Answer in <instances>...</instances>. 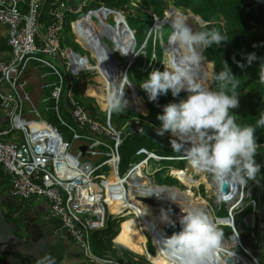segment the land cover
Segmentation results:
<instances>
[{
    "label": "built area",
    "instance_id": "obj_1",
    "mask_svg": "<svg viewBox=\"0 0 264 264\" xmlns=\"http://www.w3.org/2000/svg\"><path fill=\"white\" fill-rule=\"evenodd\" d=\"M87 1L76 4L77 0H0V24L6 28L5 40L9 48L7 56L0 58V109L7 121L6 126L0 128V168L10 177L9 194L12 197L26 204L34 198L42 197L45 200L47 215L59 221L60 227L81 249L84 260L89 264H130L128 260L115 258L111 254L94 253L91 233L104 228L110 216H124L131 211L129 207H122L120 213L114 212L110 204L121 206L124 201H131V191L138 199L140 191L158 186L148 177L164 176L165 165L160 166L161 162L182 160L186 156L166 157L141 146L134 154L137 161H129L127 170L120 174L122 130L111 123V110L107 106L104 108V120L100 115H92L80 98L74 95L71 76H68V86L63 94L64 80L56 62L60 63L67 75L93 68L87 57L82 64L73 51L71 54L64 51L60 36L66 15L84 12ZM106 9L88 10L84 16L72 21L70 26L77 37L83 34L86 26L80 21L85 17L92 20L94 16L97 24H100L103 19L106 20L103 14ZM86 27L83 44L91 52L92 49L101 48L99 36L103 38L106 35L96 34L89 24ZM31 61L48 68L57 77V81L43 84L49 88L46 100L49 101L53 117L72 133L74 140L82 141L76 154L69 151L70 142L50 122L32 117V114H40L27 91L25 73ZM33 68L37 69L35 65ZM42 77L45 78L46 73ZM62 96L72 123L65 121L60 114L59 101ZM133 125L137 131L144 126L139 120L134 121ZM150 160L158 164L152 170H149ZM110 170L113 173L107 174ZM229 189L232 193L228 195L233 194L237 203L232 204L229 210L224 205L228 212L226 225L231 226L238 237L235 214L241 209L236 211V208L247 199L245 203L251 204L254 210L251 214L253 227L258 217L259 231L264 234V204L261 201L264 187L255 188L249 184L248 187L229 186ZM252 193L255 198H252ZM218 194L222 195L221 191ZM225 201L229 202L228 199ZM217 219L215 217V221ZM238 243L249 261L260 264L247 246Z\"/></svg>",
    "mask_w": 264,
    "mask_h": 264
},
{
    "label": "trees",
    "instance_id": "obj_2",
    "mask_svg": "<svg viewBox=\"0 0 264 264\" xmlns=\"http://www.w3.org/2000/svg\"><path fill=\"white\" fill-rule=\"evenodd\" d=\"M172 7H174L177 11L182 9L189 10L192 14L199 17L198 20L200 22L207 21L209 28H217L225 35V41L221 42L220 45L212 44L210 46L204 47L203 54L205 60L207 62L213 63L212 78L219 71L225 70L224 61L227 62L232 73L237 76V80L239 81L238 87L235 89V92L239 95V106L235 109H232L230 114L234 115L236 122L241 125H256V122L260 116L264 115V80L261 79L260 75L261 64H264V0H88L83 8L84 12H87L91 9L110 8V12L105 11L103 14L104 18L111 15L114 20L112 27L113 34H110L109 37L113 43L115 40L120 42L118 48L115 51L120 52L124 58L130 60L135 49H138V54L136 55L132 64L129 66L127 74L128 79L136 88L137 95L142 100H144L148 109V115L142 116L137 112L139 117H131V121L128 126H130L134 121L139 120V122L143 125L149 124L153 129L158 128L160 122L156 119V117L157 114L162 112V106L170 102L178 103L181 99L188 95L187 92L181 91L177 97H173L169 91L167 95H161L158 97L157 101L153 102L148 100L146 92L140 87V82L146 79L148 74L153 69H159L161 71L165 69V49L163 44L167 43V38H169L172 32V28L169 22H163L168 25L170 30V32L167 34L166 40H163L161 33H159V35L154 33L155 29L153 26L155 20H163V18L166 16L168 8L170 9ZM119 9L123 10L124 13L120 14L118 12ZM67 15L70 17H75V19H77L76 16H78V14L71 13H68ZM67 17L65 18L64 27L67 26L71 29L70 24L75 19L69 21L68 24H66ZM90 21V25L96 30V34L100 33L101 35H107L108 31L105 29L102 31L98 29L99 26H102L101 24H95L92 20ZM114 22L121 23L123 27H119L117 30ZM82 32L83 34H86L87 29L83 30ZM62 38L63 37L61 36V40ZM2 44L3 47H1L0 50H6V44L4 42ZM251 52H255L258 59L253 61L251 65H248L246 63L245 56L247 53ZM76 58L77 60H80L77 55ZM83 61L84 60H80L81 63H83ZM237 61L244 63L245 67L240 68L237 64ZM111 62L112 65L110 68L114 70L112 76H114L115 79H118L121 74L123 75V67L114 56L111 58ZM90 71L91 70H83L77 73V84L74 86V95L80 98L85 108H87L92 114H96L94 104L91 102V98L85 96L83 97V92L86 85V77L85 79H82V77L85 75L90 76ZM103 71L106 72V69H101L102 74ZM110 78L112 77L108 74V79L110 80ZM103 79L106 81L105 78ZM213 85L214 89H217L222 87V82L214 81L213 79ZM230 88L231 86L229 85L228 89L225 90H229ZM229 94H231V92ZM138 96L133 94L132 87L130 86L129 97H132L134 100V106L132 109L144 114L146 113V108L143 104V101L138 98ZM124 98L126 100L128 99L125 97V92ZM129 110L130 109H128V111ZM133 110H130V112H136ZM254 134L258 143V149L254 159L257 163L261 164L262 167L255 180H249L246 185L248 187L249 184H252L256 188L257 186L264 187V127H257V130ZM165 135L168 137V142L165 144L166 146H160L164 153L161 155L166 157L185 156L184 151L172 150L174 148L170 143L171 137L169 136V133H165ZM120 137L122 139V143L119 146V152L121 155L120 171L124 173L127 170L129 161H131V158L134 156V150L144 145L141 140H139L142 135L138 134L137 132H131L128 130V128L121 132ZM176 160L183 161L178 159L164 161L174 162ZM166 167L167 165H165L164 172L165 180L162 177L164 181L163 184L170 186L173 185V181L178 183L179 181L172 177L170 169L182 170V168ZM4 174L5 172L2 170V168H0L1 179ZM7 187L8 189L4 191L9 193V185ZM252 198H255L254 193H252ZM261 201L262 204H264V193L262 195ZM19 202L26 205V203L22 201ZM245 202H247V199ZM9 209L11 210L10 213L7 214L6 220L8 222L14 223L15 226H18L22 222L21 216L18 215L15 218L12 216L13 213L19 209V207L10 206ZM217 210L218 212L225 211L226 214L222 217L228 216L225 206L221 205L216 209V211ZM253 212L254 210L252 205L244 203L241 211L235 214L236 231H240L239 226L241 225V227H243V219ZM123 219V216H110L107 219L104 228L95 230L91 233V244L94 253L98 255H105L109 253L118 259H121L119 258L121 256L124 257L125 254L131 255V252L128 251L127 248L114 244L112 240V238L116 237L117 235V229H121V220ZM52 220L55 222L57 227H60L58 220H55V218H52ZM256 220L260 226L258 217ZM256 226L257 222L255 227ZM222 227L229 229V233H226L230 237L229 239H235V231L231 226L221 225V228ZM244 230L247 231V233H250V230L252 229L247 227L244 228ZM223 235H225V233H223ZM146 245L148 250L151 249V251H149L154 253L155 245L152 244V240L149 236L147 237ZM119 248H123L124 251L120 250ZM239 251H241V249H239ZM5 255H8V252H5L3 256L0 257V264H6V261L3 259ZM212 255V258H208V264H221L223 262L222 257L217 254V252H214ZM136 256L138 257L137 261H131L130 264H152L145 255ZM216 256L219 257V260L214 259ZM60 257L61 256L59 255L57 256L56 262L60 260Z\"/></svg>",
    "mask_w": 264,
    "mask_h": 264
},
{
    "label": "clouds",
    "instance_id": "obj_3",
    "mask_svg": "<svg viewBox=\"0 0 264 264\" xmlns=\"http://www.w3.org/2000/svg\"><path fill=\"white\" fill-rule=\"evenodd\" d=\"M169 21L172 32L168 43L175 46L169 51L171 62L164 63L163 71L153 69L140 82V87L146 92L148 100L153 102L169 91L173 97H177L181 91L188 95L178 103L170 102L162 106V112L156 117L160 125L155 131L159 136L170 133L172 147L184 151L186 158L182 160L188 159L195 167L212 173L219 182L229 186L246 185L249 180H255L262 167L254 159L258 149L254 133L257 127H264V115L260 116L256 125H241L230 114L232 109L239 106V95L235 92L239 81L227 62L224 61L225 70L213 77L214 81L222 82V87L213 89L203 83L200 49L212 44L220 45L225 41V35L219 29L209 28L207 21H201L198 30H193L188 17L182 12H177ZM153 28L158 32L162 25L157 22ZM257 59L255 52L245 56L248 65ZM237 64L240 68L245 67L239 61ZM103 74L108 81L105 95L107 108L114 112L125 110L128 101L124 98V88L132 83L128 80V74L111 81L106 72L103 71ZM260 75L264 80V64H261ZM229 85L231 88L225 90ZM155 192L159 194L160 191ZM169 195L175 200L172 194ZM233 196L229 195L228 201ZM181 212L180 231L168 237H165L167 235L163 231V249L168 252L170 260L177 258L179 264H208V258L223 240V231L218 226L226 224H215V217L212 218L213 222L200 207H181ZM213 212L215 213L214 208ZM161 220L171 225L176 223L163 209ZM155 248L157 250V245ZM238 252L244 254L239 250ZM35 264L56 262L50 254L45 253L37 257Z\"/></svg>",
    "mask_w": 264,
    "mask_h": 264
},
{
    "label": "rangeland",
    "instance_id": "obj_4",
    "mask_svg": "<svg viewBox=\"0 0 264 264\" xmlns=\"http://www.w3.org/2000/svg\"><path fill=\"white\" fill-rule=\"evenodd\" d=\"M81 1L82 0H77L76 4L81 3ZM168 11H170V9H168ZM118 12H121L122 14L124 13V11L120 10V9L118 10ZM178 12H182L183 14H185L188 17V19H189L188 23L191 24V26L192 25L196 26V30H198V23L200 21L198 19H196L195 17L194 18L190 17V16H192V13L189 10H183L182 9V10H178ZM102 16H103V14H102ZM77 17L78 16H76V18ZM73 19H75V17L68 16L67 19H66V24H68V22L73 20ZM90 20L91 19L89 18V21H88L87 24L82 22V21H80L79 23L80 24H84V25L87 26L88 24L89 25L91 24ZM92 20H94L95 24H97L98 21H97V19L94 16H92ZM105 21H107V22H105ZM113 21L114 20H113L111 15L107 16L106 20H102L101 21L100 24L102 26L101 27L99 26L98 29L101 30V31L104 30V29L106 31H108L106 37H103V39L108 44L109 48L112 49L113 55L115 57H118V58L122 59V56L120 55V53L118 51H115L118 48V45H119L120 42L115 40L114 43H113L111 41L110 37H109L110 34L111 35L113 34L112 33ZM166 22H168V21H166ZM114 24H115L117 30H118L119 27H123V25L121 23H119V22L118 23L114 22ZM161 25H162V28L158 32L156 30H154L155 31L154 33L157 34V35H159V33H161L162 38L164 37L163 40H166L167 34L170 32V30H169L168 25H166L165 23H162ZM86 26L84 27V30L87 29ZM61 36L63 37L62 38V40H63L62 48H63L64 51L69 52L71 54V51L75 49L74 51L78 52V53H75V54L79 57L80 60H84L85 57H87L88 63L90 65H93V68L90 69L91 70L90 71V76L89 75H85L84 77H82V79H85V77H86V80H85L86 81V85H85V89H84L83 94L86 95L87 88L90 87V86L91 87L94 86L96 88V90L98 89V91L103 92V94L106 93V88H105L104 84L98 82L97 78L100 77L103 80V82L107 85L108 81L107 82L104 81V79H103L104 77L100 73L101 69H106V72L112 78H114V76H112V73L114 72V70H112V68H110V66L112 65L111 58L113 57V55L110 53V51L104 46H102V48L99 47L98 49H92L93 55L97 58L96 59V58L93 57L90 48L86 47L83 44L85 42L84 41L85 36H83L82 33L79 34V38H78L77 35L72 30V28L70 29V28H68L66 26V27H64ZM167 41H168V38H167ZM163 46H164V49H165L164 63L168 64V50H167V47H166L165 44H163ZM137 50L138 49H135L134 53H138ZM203 50H204V47L201 48L200 51H201L202 59H204V61L206 62L204 54H203ZM105 57H106V59H105ZM122 63H124V61H122ZM33 64H35V66L37 67L36 74H35L36 78L34 77V79L30 80L31 82L27 86V91H28V93H29V95L31 97V101L33 102V104H34L36 110L38 111V113L40 114V116H36V115L32 114V117H34L36 119H42V120L50 122L65 137V139L70 142L71 146H70L69 151L71 153H73V154H76L78 152V149L82 146V141L81 140H74L73 137H72V133H70L67 130V128L61 123V121H59V120L55 119V117H53V114H52V112L49 109V105H50L49 101L46 100V98L48 96V93H49V88L44 87L43 84L47 83L49 81H57V77L55 75H52L48 68L40 66L39 64H36L33 61H31L29 63V66H32ZM55 64H56L57 68L59 69V71L61 72V74L63 76V80H64L63 94H65L67 86H68V84H67L68 75H67L66 71L64 70V68L60 65L59 62H56ZM97 64H98V66L96 68ZM164 67H165V65H164ZM86 72H84V73H86ZM43 73H46V77L45 78L42 77ZM211 73H212V71H211ZM211 73L208 76L205 75V79L208 82L207 86L208 87H212L214 89ZM112 78H110V81L113 80ZM209 81H211V82H209ZM129 91H130V85H127L125 87V89H124L125 97H127V98L129 97ZM89 98H91L92 101H94V103H96L94 105H96L97 108L99 109V105H98V102H96V98H94L92 96H90ZM143 104L145 105L144 101H143ZM59 106H60L59 107V111H60V114H61L62 118L65 121H67L68 123H72V119L69 116V114L67 113V110L65 108L63 96H62V98L59 101ZM27 107L28 106L26 104V108ZM99 115L101 116V118L103 120L105 119V113L104 112L99 111ZM131 117H139V114L137 112H132V111L130 112V110L128 111V109H125V110H123L121 112L112 111L111 121H112V124L116 128H120L122 131H125L126 128L129 127L128 125H129V123L131 121V119H130ZM169 136L171 137L170 133H169ZM139 140H141L143 145L146 148H148L149 150H152V151H154V152H156L158 154H162L163 153L160 145L152 142L150 139L142 136ZM136 150H137V148L134 150L133 154H135ZM81 159L83 160L84 158H81ZM88 159H89V157H88ZM131 159L133 161H135V162L137 161V157L133 156ZM188 162H189L188 159L183 160V161H177L176 160L174 162H172V161L171 162L163 161V162L160 163V166L167 165V167H170V168H182L183 170H185L188 167ZM157 165H158L157 163H154L153 161H150L149 162V170H152ZM104 170L105 169H102L101 171H104ZM174 170H176V169H170L172 177L174 179H176ZM105 172H107V171H105ZM164 172H163V174H164ZM112 173H113L112 170L107 172V174H112ZM120 174H122L121 171H120ZM162 177L165 180V177L162 176V175H159V174L158 175H154V176H149L148 178L150 179V181L152 183L154 182V184H158V185L161 184V186H162L163 183H164ZM206 177H207L208 182L200 183L198 188H197V191H196V188H194V187L192 188L194 193H195V195H196L194 198L196 199L198 196L200 197V195H201V197L203 196L202 198L205 199L207 201V203H209V207L212 208L213 218L217 217V216H225V214H226L225 211L218 212V210L216 211V209L218 207H220L221 205L222 206L225 205L228 210L231 209L230 208L231 205L234 204V203H237V201H234V200H236V197L231 199L229 202H226V201L221 202V201H219L218 198H217L218 197V191H221V190H220V188L217 187L216 182L213 180L214 179V175L212 173L206 171ZM195 178L199 179L200 178L199 174H197L195 176ZM211 179H212V181H211ZM9 181H10V177L7 174H4L2 179H1V182H0V190H3V189L5 190L6 187L9 185ZM172 183H173V185H171V186L178 187L180 190H183L185 188V186L182 185L180 183V181L178 183L173 181ZM202 186H203V188H202ZM207 186H209V187H207ZM3 192L6 193V191H3ZM234 193H235V191H234ZM43 200L44 199L41 197V198H34L32 201L35 202L34 204L36 206L41 205L42 208H43V206H44ZM225 200H227L226 197H225ZM244 203H245V201L240 203L238 205V207L236 208V211H237V209H241L243 207ZM213 208L215 209V213L213 212ZM204 210L208 211L207 208L204 209ZM129 213H127V216H125L124 219L121 220V223H122L121 226L123 224L125 226L126 223L130 222V223L133 224L134 229L130 228L129 232L125 233L124 232V226H123L120 239H122L126 243L132 244L135 248H138L137 243H138L139 238H138L137 234L140 235L143 240H145L146 237L144 235H142V233H141L142 231L139 229V224L141 225L140 221L138 220L139 222H137L136 216H134L132 214L128 216ZM207 214L210 215L209 212H207ZM242 225H243L244 228L248 227V228H250L252 230H250V233H247V231H245L244 228L241 227V225H240L239 226L240 227V231H237V234H238V237H239V241L238 242H241L242 246H247L253 252V254L256 256V258L258 259V262L260 264H264V234H262L259 231V228L257 229V227L259 226L258 221H257V226L253 227L254 220H253L251 214H249L248 216H246L243 219ZM219 228L223 231V233H225V235H223L224 236L223 237L224 240L230 242L229 243L231 245L230 249L233 250V251L238 252V250L241 248V246L237 242L236 236L234 237L236 239H229L230 237L226 234V233H229V229L225 228V227L221 228V226H219ZM148 232L152 233V230H149ZM148 232L143 230L144 234L149 235ZM126 236L128 238H126ZM153 243L155 245H157V252H158L159 251V245L152 240V244ZM121 246H123V245H121ZM123 247H125V246H123ZM145 248H146V243H145V247H144V244H143V245H140L138 249H143L145 251ZM119 249L124 251L123 248H119ZM149 250L151 251V249H149ZM154 253H155V251H154ZM212 256L209 257V258H212ZM214 259L219 260V257L216 256ZM175 260L179 263V260L177 258ZM222 261L223 262L221 264H224L225 261H224L223 258H222Z\"/></svg>",
    "mask_w": 264,
    "mask_h": 264
},
{
    "label": "bare ground",
    "instance_id": "obj_5",
    "mask_svg": "<svg viewBox=\"0 0 264 264\" xmlns=\"http://www.w3.org/2000/svg\"><path fill=\"white\" fill-rule=\"evenodd\" d=\"M177 12H178L177 10L168 11L166 13V19L165 20L170 23L169 18L174 16ZM119 13L122 14L121 12H119ZM190 17L194 18L193 16H190ZM88 21H89L88 17H85L82 20V22H84L86 24L88 23ZM158 23L161 25L163 22H158ZM189 25L191 26V24H189ZM191 27L193 28V30H196V26L192 25ZM165 45H166L167 50H168V63H170L172 57H171L169 51H171V49L175 46L169 45V43H167ZM211 71H212V63L205 62L204 59H202L200 73L203 77V83L205 84V86L208 85V82L205 79V75L208 76L211 73ZM97 81L100 83H103L106 90H107L108 86L103 82V80L100 77L97 78ZM209 82H211V81H209ZM87 93L89 95L94 96L97 99V102L100 105L101 109H104L106 107V101H105L106 93L103 94V92L98 91V89L96 90V88L94 86L88 87ZM127 101H128V103L126 105V108L133 110L132 109V107L134 106L133 98L129 97L127 99ZM133 111H136L139 114H142L137 110H133ZM174 173H175L176 179L178 181H180V183L182 185L185 186V188L183 190H180L178 187H175V186H171V185L169 186V185L163 184V186H161V187H160V185H158V186H153L151 188H145L144 190L139 192V196L143 197V198H154V199H157L159 201H162V200L170 201L171 204H173L175 207L178 208L177 212H170V211L165 210L161 206L151 205L147 202L138 200L137 198L134 197L132 191L130 193V200L131 201H128V202L124 201V204L121 206H116L115 204H110L111 210L114 212H119V213L122 211L121 210L122 207H129L131 211L128 214V216L132 214V215L136 216L137 222L140 221L141 225L139 224V229L142 231L141 232L142 235H144L143 230H145L147 232L149 230H152V233L148 232V234L151 236L152 240L159 245V251H158L157 255L156 256L151 255L149 257L155 264H179L176 260H170L169 255H167L168 252L165 249H163L164 246H163L162 242H163L164 238L168 237L169 235H167V236L164 235L165 237L162 236L163 235L162 227L166 224V222L161 220V210L162 209L168 212V215L172 220H178L179 221V217L183 214L181 212V207L182 208L200 207L203 209L207 208V210H208L207 212L210 213L209 217L214 222V220L212 219L213 218L212 208L209 207V203H207V201L205 199H203L202 197H199V196L195 199L194 197L196 195L192 189L194 187V188H196V191H197V188H198L200 183L208 182L207 177H206V171L195 167L189 161L188 167L185 170L176 169V170H174ZM197 174H199V176H200L199 179L195 178V176ZM213 180L216 182V185L219 188V186H221V182H219L215 177ZM211 181H212V179H211ZM207 187H209V186H207ZM161 190H163V191H161ZM155 191H157V192L160 191V192H159V194H157ZM169 193L174 196L175 200L170 198ZM221 194L222 195L218 194V197H217L219 201H225V197L227 199L229 196L226 193L221 192ZM137 215L139 216V219H138ZM227 222H228V219L222 220L221 218L220 219L218 218L214 223L218 225L220 223L227 224ZM123 226H124V224L122 225L120 230L117 229V235H116V237L112 238V240L115 241L116 243H119V244L126 246L127 248H129L131 251H133L135 253H140V254L143 253L144 252L143 249H138L139 246L143 245L145 242V240H143L140 235L137 234V236L139 238V241L137 243L138 248H135L132 244L126 243L122 239H120ZM130 228L134 229L133 224L130 222L126 223L124 226V232L128 233ZM126 238H128V237L126 236ZM223 240H222L220 246L215 250V252H217V254H219L222 258H223V255L225 254V255H229V257H235L236 259H238L239 264H254L253 262L246 259L244 257V255H242L241 253L232 251L230 249V247H231V245L229 244L230 242L223 241ZM229 251L236 253V254H232Z\"/></svg>",
    "mask_w": 264,
    "mask_h": 264
},
{
    "label": "water",
    "instance_id": "obj_6",
    "mask_svg": "<svg viewBox=\"0 0 264 264\" xmlns=\"http://www.w3.org/2000/svg\"><path fill=\"white\" fill-rule=\"evenodd\" d=\"M175 10L176 9L174 7L170 8V11H175ZM106 11H110V9L108 8V9H106ZM99 12H101V10H99ZM84 15H85L84 12H80L78 14V18H81ZM192 16L195 17L196 19H199V17L194 15V14H192ZM165 19H166V16L163 18V20L157 19V20H155V22H157V21L158 22H166ZM99 40L101 42V44H100L101 48H102V45L105 46L110 51V53L113 55L112 49L109 48L108 44L104 41V39L102 37H100ZM168 42H169V39H168L167 43ZM137 54L138 53H134L133 56L131 57V59L127 60L120 53V55L122 56V59H123L122 61H124V63H122V61L120 59H118L117 57H115L113 55L115 57V59L122 65L123 70H124L123 74H125V73L127 74L128 68L132 64V62L134 61ZM210 63H212V62H210ZM212 67H213V63H212ZM72 81H73L74 85L77 84L76 78H73ZM130 86L132 87L134 95L138 96L136 88L134 87V85L131 83ZM138 98H140V97L138 96ZM129 131L137 132L138 134L150 139L152 142L159 144L160 146H166L165 143L168 140V138L165 135L164 136L157 135L155 129H153L149 124H145L143 126L142 130H139V131H137V129L135 128L134 125H130ZM172 150H175V149H172ZM180 151H183V150H180ZM0 180H1V176H0ZM220 190L222 193H226V194L232 193V192H230L229 185L227 183H221ZM138 199L141 201L147 202L151 205L161 206L162 208H164L167 211L170 209V212H177L178 211L177 207H175L173 204H171L169 201H166V200L159 201L156 199L143 198V197H138ZM2 203H5L6 206H10V205L11 206H17L19 204V201L17 199H15L14 197H12L9 193H0V256L2 253H5V252H11V253L19 254V255H23V254L32 255L34 253V256H36V259H37V257L41 255L40 252L38 251L37 246L28 247L26 245L25 241L21 237H18L15 234V231H14L15 225H14V223L8 222L6 220V214L4 213V211L1 207ZM24 218H25V220L27 219V214L24 216ZM221 219L226 220L227 218H221ZM173 221H176L175 225H171L168 223H166L164 225L163 231L166 235L171 236L174 232L180 231L181 226L179 224V221L178 220H173ZM35 228L38 231H40L38 224H35ZM30 238L32 241L35 240L32 230L30 232ZM238 240H239V237H237V242H238ZM230 253L234 254L233 252H230ZM223 258L225 260L224 264H239L238 259H236L235 257H229V255L224 254Z\"/></svg>",
    "mask_w": 264,
    "mask_h": 264
},
{
    "label": "flooded vegetation",
    "instance_id": "obj_7",
    "mask_svg": "<svg viewBox=\"0 0 264 264\" xmlns=\"http://www.w3.org/2000/svg\"><path fill=\"white\" fill-rule=\"evenodd\" d=\"M0 193H5L0 190ZM11 206V205H10ZM6 206L5 203L1 204V207L4 213H10L9 207ZM14 207H19L17 211L13 213V218L18 215L21 216V224L15 226L14 231L18 237H21L28 247L37 246L38 251L41 255L48 253L50 254L56 262V258L60 253L61 245H63V240L60 235H56L54 232V224L49 218L43 217L41 215H35L34 208L29 207L25 204H19ZM23 210V212H22ZM28 211V212H27ZM22 212V213H21ZM27 212V213H26ZM27 214V219L25 220L24 216ZM35 224H38L40 231L35 228ZM33 232V236L35 238L34 241L30 238V232ZM29 232V233H28ZM4 253L1 254L3 256ZM7 254V253H6ZM0 256V257H1ZM6 261V264H35L36 256L34 253L32 255H19L15 253L8 252V255H5L3 258ZM56 264H61L60 261L56 262Z\"/></svg>",
    "mask_w": 264,
    "mask_h": 264
},
{
    "label": "crops",
    "instance_id": "obj_8",
    "mask_svg": "<svg viewBox=\"0 0 264 264\" xmlns=\"http://www.w3.org/2000/svg\"><path fill=\"white\" fill-rule=\"evenodd\" d=\"M5 33H6V28H5V26L4 25H2V24H0V49H1V47H3V42L6 44V40H5ZM83 36H85L84 34H83ZM6 46H7V44H6ZM74 53L76 52V51H74V50H72ZM8 52H9V48H8V46H7V49L6 50H0V58L1 57H6L7 56V54H8ZM76 53H78V52H76ZM78 62L79 63H81L80 62V60H78ZM83 64V63H82ZM34 65L35 64H33L32 66H30V68L26 71V73H25V78L27 79V81H28V84L31 82L30 80H32V79H34V77H35V74H36V69H34L33 67H34ZM97 66H98V64L96 65V68H97ZM212 72H213V67H212ZM101 74H102V72H100ZM68 76L71 78V79H73V78H76L77 77V72H70L69 74H68ZM102 76L104 77V75L102 74ZM211 76H212V73H211ZM68 77V78H69ZM36 78V77H35ZM105 78V77H104ZM82 80V79H81ZM212 80H213V78H212ZM68 81H69V79H68ZM83 81V80H82ZM50 82V81H49ZM88 82V81H87ZM106 82H107V80H106ZM74 84V83H73ZM107 85H108V82H107ZM75 86V85H74ZM90 96H92V95H89L88 93H86V95H85V97H90ZM92 97H94V96H92ZM95 98V97H94ZM92 100V99H91ZM144 101V100H143ZM93 104H96V103H94V101H91ZM96 102H97V99H96ZM99 105V104H98ZM145 108H146V113H144V114H146V115H148V109H147V107H146V104H145ZM94 109H95V111H96V114H92V115H99V111H102V112H104L103 110L104 109H101V107H100V105H99V109L97 108V106L96 105H94ZM105 113V112H104ZM134 123V122H133ZM133 123L131 124V125H133ZM6 124H7V121H6V118L4 117V114H3V112H2V110L0 109V128H3L4 126H6ZM128 130H129V127H128ZM166 136V135H165ZM167 137V136H166ZM168 138V137H167ZM167 142H168V140H167ZM166 142V143H167ZM165 143V144H166ZM6 189H8V187H6ZM5 189V190H6ZM1 191H4V189L3 190H1ZM43 202H44V206H43V208H42V206L41 205H39V206H36L34 203V201H31L30 203H28V204H26L27 206H29V207H33L34 209V214L35 215H41V216H43V217H46V218H49L51 221H52V223L54 224V233L56 234V235H60V237H61V239L63 240V245H61V251H60V253H59V256H61L60 257V262H61V264H89L87 261H85L84 260V258H83V256H81V255H83V253H82V251H81V249L77 246V244L75 243V242H73L72 241V239L69 237V235L67 234V232L65 231V230H63L61 227H57L56 226V224H55V222L52 220V218H50L48 215H47V213H48V206H47V204H46V202H45V200H43ZM43 205V204H42ZM94 232V231H93ZM144 236L146 237V239H145V242L147 243V237L149 236L150 238H151V236L150 235H146V234H144ZM90 238H91V235H90ZM151 240H152V238H151ZM139 241V240H138ZM114 242V244H118L119 245V243H116L115 241H113ZM145 242H144V247H145ZM120 245H122V244H120ZM124 246V245H123ZM115 248V247H114ZM125 248H127L126 246H125ZM146 248H147V245H146ZM145 248V251L143 252V253H135V252H133V251H131L129 248H127L128 249V251H130L131 252V255H129V254H125L124 255V257H119V258H121V259H124V260H128L130 263H131V261H137V256L136 255H145L146 256V258L149 260V261H151V263L152 264H155L149 257L151 256V255H157V250H156V248L154 249V251H155V253H152V252H150L149 250H148V248L146 249ZM93 249V248H92ZM107 254H109V253H107ZM122 254V253H121ZM112 255V254H111Z\"/></svg>",
    "mask_w": 264,
    "mask_h": 264
}]
</instances>
